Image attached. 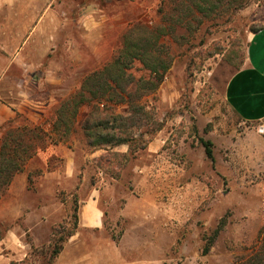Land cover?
Here are the masks:
<instances>
[{
	"label": "rangeland",
	"instance_id": "obj_1",
	"mask_svg": "<svg viewBox=\"0 0 264 264\" xmlns=\"http://www.w3.org/2000/svg\"><path fill=\"white\" fill-rule=\"evenodd\" d=\"M37 1L0 0V33L22 9L24 36L45 13H56L60 29L64 25L69 31L70 58L65 54V68L56 71L57 78L42 76L45 70L8 71L28 85L37 102L53 104L48 113L77 92L86 76L110 63L138 24L160 34V54L171 66L150 96L134 84L128 94L114 93V102L103 99L107 106L102 111L122 117L111 120L107 131L128 144L89 146L82 126L91 108L84 107L70 139L50 145L57 154L40 157L48 146L28 161L22 172L28 173L27 190L19 188L16 197L6 192L5 205L0 204V241L26 223L39 240L34 243L27 226L23 243L16 245L22 260L12 259L16 253L5 245L1 259L56 264L51 259L55 242L71 231L76 208L79 215L93 198L103 212L104 235L118 247L119 264H234L247 255L264 230V134L259 123L243 122L232 111L225 92L244 66L253 29L264 28V0H216L212 10L200 9L197 0H46L42 7ZM3 47L12 49L0 36L1 53L6 52ZM130 73L137 79L150 75L140 62ZM48 118L33 127L60 137L53 130L54 116ZM18 120L17 126L32 127L26 118ZM203 140L212 141L214 161ZM68 150L73 152L69 179ZM15 207L23 209L17 219L11 213ZM222 224L204 255V237ZM94 232L102 240L101 231ZM87 260L106 264L101 257Z\"/></svg>",
	"mask_w": 264,
	"mask_h": 264
},
{
	"label": "crops",
	"instance_id": "obj_2",
	"mask_svg": "<svg viewBox=\"0 0 264 264\" xmlns=\"http://www.w3.org/2000/svg\"><path fill=\"white\" fill-rule=\"evenodd\" d=\"M45 1L39 0L37 2L42 7ZM21 11L19 17L14 15L9 20L10 24L7 28H4L0 33L1 38L7 39V43L12 48L7 49L3 47L6 52H0V60L2 62V66H0V144L5 132L10 126H17L18 119L24 117L32 126L33 124H42L49 119V115L54 116V119H56V111L54 114L48 113L49 108L53 104L47 105L41 101L37 102L33 98V93L29 92L30 88H28V85H25L21 81L18 82L16 80L17 76L8 74L11 67L20 72H40L45 70L46 72H43L42 76H51L55 79L60 75L56 71L65 68V54L67 59L70 58V33L69 31H64L63 24V30L60 29V20L56 13L40 14L37 19H34L35 21L33 26H31V30L24 36L21 30L23 29V15ZM59 55L61 56L59 57ZM67 61L66 63H68ZM31 78L34 79V77ZM11 81L14 82L13 85ZM51 83L58 85L61 82L58 81L56 83L53 80ZM225 98L229 107L243 122L250 124L259 123V125L264 123V28L257 33H252L249 37L247 59L244 66L229 80ZM20 115L21 117L18 118ZM56 148L50 146L47 151L39 156L46 160L45 158L49 155L57 154ZM71 153H73L71 150L65 153L68 165V171L66 173L67 179L73 176ZM53 176L56 177L58 175ZM27 187L28 173H22L15 177L8 193L16 197L18 196L16 191L19 188L27 190ZM3 202L4 204L2 205H5L4 198L1 199L0 204ZM11 213L17 215V217L15 216V219H17L22 216L23 209L15 207L11 209ZM26 220L29 222L30 218ZM26 228L29 232H32L33 228L31 224L26 223ZM26 228L16 226L0 241V248L5 245L7 248L13 249L16 253L14 256H10L12 259L22 260L18 257L16 245L17 243H23V234H26ZM104 230L105 224L103 222V212L99 207V200L98 198H93L81 207L77 231L69 238L68 244L58 256L56 264H91V261L87 259H93L94 257L106 259L104 260L106 264H111V262L119 264L120 261L117 258L118 247L109 236L104 235ZM94 231H101L100 233L104 235L102 240L96 238ZM32 234L34 236V243L36 244L39 236L33 232ZM87 238L91 239V244H87L84 241ZM71 251L77 252V254H74V258H70L69 256ZM67 252H69L68 257H66ZM2 255L7 257V254ZM113 256H115V259H112ZM8 260L10 259L6 261L0 257V264H9ZM142 264L153 263L144 262Z\"/></svg>",
	"mask_w": 264,
	"mask_h": 264
},
{
	"label": "trees",
	"instance_id": "obj_3",
	"mask_svg": "<svg viewBox=\"0 0 264 264\" xmlns=\"http://www.w3.org/2000/svg\"><path fill=\"white\" fill-rule=\"evenodd\" d=\"M217 3L219 1L197 0L196 4L200 9L212 10ZM261 29H253V33H257ZM161 46L160 34H154L148 27L138 24L129 31L124 37L121 50L112 61L86 76L80 89L59 104L53 130L55 133H61L60 137H53L44 129L38 126L31 127L27 123L15 127L10 126L0 144V201L10 189L15 177L24 171L28 161L36 156L39 150H45L50 145L67 142L70 139L78 115L84 107L91 108L82 126L89 146L95 149H104L105 146L117 147L128 144V139H121L107 131L111 120L122 117L109 115L107 112L105 113L108 111L106 109L102 111L101 106L103 108L107 106L103 103V99H108V103L114 102V93L128 94L134 90L135 85L138 90H141L143 96L154 94L164 82L171 66L167 57L161 56ZM135 62H140L150 72L149 78L137 79L130 73ZM122 99L124 100V98ZM202 142L207 157L214 161L212 141L203 140ZM100 159L103 160V157ZM72 218L74 224L71 231L54 244L52 261H55L63 251V243L77 231L79 224L77 208ZM223 226V224L220 225L211 236L204 237L206 242L203 249L204 255H207L212 249ZM234 264H264V230L261 232L260 240L252 247L251 251L247 255L239 257Z\"/></svg>",
	"mask_w": 264,
	"mask_h": 264
},
{
	"label": "built area",
	"instance_id": "obj_4",
	"mask_svg": "<svg viewBox=\"0 0 264 264\" xmlns=\"http://www.w3.org/2000/svg\"><path fill=\"white\" fill-rule=\"evenodd\" d=\"M259 132L264 134V123L259 126Z\"/></svg>",
	"mask_w": 264,
	"mask_h": 264
}]
</instances>
